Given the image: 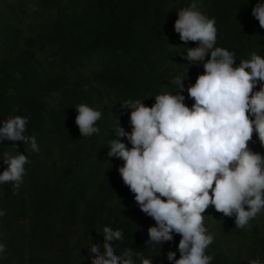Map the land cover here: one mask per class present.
Wrapping results in <instances>:
<instances>
[{"label": "trees", "instance_id": "obj_1", "mask_svg": "<svg viewBox=\"0 0 264 264\" xmlns=\"http://www.w3.org/2000/svg\"><path fill=\"white\" fill-rule=\"evenodd\" d=\"M193 3L215 18V46L235 54L234 67L252 53L264 57V29L251 14L257 0H0V122L27 117L24 134L39 148L0 142V156L28 157L17 194L10 182L0 184V243L7 249L0 264H92V245L104 253L105 226L122 232L111 242L117 255L130 249L153 264H174L169 251L180 257L176 233L173 241L148 244L155 221L123 183L124 161L108 153L111 140L131 147L117 135L118 127L132 130L131 109L121 108L126 100L151 107L156 95L176 94L180 76L184 103L194 104L187 88L203 64L183 56L198 45L185 46L174 31L178 11ZM82 103L101 112L90 137L76 124ZM249 148L264 156L255 133ZM6 167L0 160V173ZM202 215L214 238L206 250L211 264H264V211L243 229L211 205ZM133 260L140 264L137 255Z\"/></svg>", "mask_w": 264, "mask_h": 264}, {"label": "clouds", "instance_id": "obj_2", "mask_svg": "<svg viewBox=\"0 0 264 264\" xmlns=\"http://www.w3.org/2000/svg\"><path fill=\"white\" fill-rule=\"evenodd\" d=\"M252 16L264 29V2L257 0ZM174 31L186 46L183 59L189 64H203L195 84L187 88L194 100L184 103V84L175 77L176 94L155 96L151 107L137 99L126 100L121 108L131 109V132L118 127L117 135L126 137L131 147L110 141L108 156H119L124 164L118 169L123 183L134 194L140 210L155 221L148 229L152 247L181 236L180 257L169 251L174 264H211L206 250L213 236L204 226L202 213L211 205L225 217H235L236 228L243 229L264 211V156L250 150L249 142L257 134L264 145V57L252 53L235 66V54L217 47L215 18H209L193 3L177 13ZM206 56H210L205 60ZM259 85V89L257 86ZM76 124L82 137L99 132L96 122L101 112L86 104L77 106ZM27 117L14 116L0 122V142L23 141L39 152L34 136H26ZM15 147L16 144L13 143ZM7 167L0 173V184L11 183L17 194L24 182L25 154L5 151L0 156ZM5 213L0 210V216ZM104 253L92 245V264H153L151 259L128 249L117 255L113 240H122V232L103 228ZM0 243V254L6 251ZM249 264H261L252 259Z\"/></svg>", "mask_w": 264, "mask_h": 264}]
</instances>
